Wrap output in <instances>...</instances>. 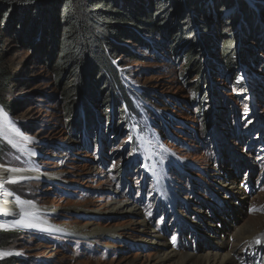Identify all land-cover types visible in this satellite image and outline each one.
Segmentation results:
<instances>
[{
	"label": "rangeland",
	"instance_id": "1",
	"mask_svg": "<svg viewBox=\"0 0 264 264\" xmlns=\"http://www.w3.org/2000/svg\"><path fill=\"white\" fill-rule=\"evenodd\" d=\"M243 1L246 8L235 0V7L222 14L207 7L214 14L208 18L207 54L214 68L204 98L193 83L199 77L186 76L183 51L175 55L170 37L158 33L141 44L126 41L133 57L123 50L116 56L129 97L112 93L106 111L102 98L89 92L87 100L84 95L76 101L71 120L48 57L6 38L5 64L12 79L2 100L11 109L0 104V166L43 175L6 178L3 184L22 198L25 212L42 208L61 231L25 227L0 213V231H16L0 249L10 254L0 260L176 264L159 263L157 254L170 249L199 260L219 255L238 244L236 230L250 223L260 230L254 236L260 246L252 249L246 240L237 246L245 257L261 258L264 0ZM227 15L239 17L236 25L224 28L220 21ZM252 24L257 38L241 50L244 59L231 73L220 64L222 43L232 35L240 41ZM121 109L125 117L119 116ZM132 205L138 214L126 209ZM157 233L166 241L162 248L149 242Z\"/></svg>",
	"mask_w": 264,
	"mask_h": 264
},
{
	"label": "trees",
	"instance_id": "2",
	"mask_svg": "<svg viewBox=\"0 0 264 264\" xmlns=\"http://www.w3.org/2000/svg\"><path fill=\"white\" fill-rule=\"evenodd\" d=\"M234 1L0 0V104H4L2 98L10 89L12 79V72L5 64L6 38L48 57L57 86L62 88L66 116L71 120L76 112V101L89 92L95 99L102 98L106 111L112 93L129 97L123 71L115 63L116 56L123 50L133 57L124 45L126 41L141 44L145 36L158 33L170 37L169 44L175 55L183 51L187 60L186 76L199 77V81L193 83L198 84V96L204 98L214 68L208 58L211 56L208 52L211 48L208 18L214 15L209 9L214 6L215 13L220 11L222 14L235 7ZM240 1L241 7L246 8L244 1ZM238 19V16L227 15L220 23L224 28L233 27ZM255 25L248 28L240 41L233 35L223 41L222 68L231 73L237 70L239 61L244 59L240 56L241 50H247L250 40L257 38ZM241 43L244 44L242 48ZM44 50L50 54H43ZM126 102L130 103V100ZM4 107L11 109L8 101ZM126 114L125 110H119V116ZM211 124L205 125L211 128ZM15 232L0 231V249L7 247L8 235ZM17 261L10 258L0 260V264H16Z\"/></svg>",
	"mask_w": 264,
	"mask_h": 264
},
{
	"label": "bare ground",
	"instance_id": "3",
	"mask_svg": "<svg viewBox=\"0 0 264 264\" xmlns=\"http://www.w3.org/2000/svg\"><path fill=\"white\" fill-rule=\"evenodd\" d=\"M42 175L43 173L41 171H36L34 169H18V171H13V169L9 168L8 166H0V213H2L4 219L13 216L14 218H16L15 221L17 223L23 224L25 227L34 226L40 229L51 230L53 232L61 231L60 228H58L54 224H51L45 219V217L42 215V208L37 206H30V209L25 212L23 209L26 205L20 203L23 201L22 198L18 197L16 199L10 193L8 188H5L3 184V180L6 178L15 180V177L34 176L40 179ZM137 208L138 207L136 205L126 207L128 211L135 214H138ZM140 224L141 226H146V221L142 220ZM80 231L81 230H75L73 231V233H78ZM259 231L260 230L253 226L252 223L241 226L240 229L236 230L234 236L238 241L237 245L246 240L245 243L249 244L252 249L258 248L260 245L255 241L259 236H254L255 234H257L256 232ZM107 233H111V231H107ZM161 237L162 236L157 233L152 235L151 241L147 238H145V240L147 239V241L149 240V242L153 243L154 245L157 244V246L162 248V246L166 244V241ZM237 245L229 251L222 252L219 255L215 254L214 256L204 258L203 260L196 259L195 256L191 253H188V255H178V253L173 252V250L170 251V249H168L161 253L159 252L157 254V260L159 263H163L164 261H175L176 264H256L257 261L261 262V264H264V251L260 259L255 257H245L244 253L242 252V248L240 249ZM176 257L179 258L174 259Z\"/></svg>",
	"mask_w": 264,
	"mask_h": 264
},
{
	"label": "snow or ice",
	"instance_id": "4",
	"mask_svg": "<svg viewBox=\"0 0 264 264\" xmlns=\"http://www.w3.org/2000/svg\"><path fill=\"white\" fill-rule=\"evenodd\" d=\"M13 171H18V170H16V169H13ZM256 243H260V239H259V237H257L256 238V241H255ZM10 253H0V256H3V255H9Z\"/></svg>",
	"mask_w": 264,
	"mask_h": 264
},
{
	"label": "water",
	"instance_id": "5",
	"mask_svg": "<svg viewBox=\"0 0 264 264\" xmlns=\"http://www.w3.org/2000/svg\"><path fill=\"white\" fill-rule=\"evenodd\" d=\"M20 228V227H19Z\"/></svg>",
	"mask_w": 264,
	"mask_h": 264
}]
</instances>
